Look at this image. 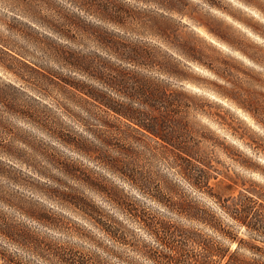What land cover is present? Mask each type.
I'll return each mask as SVG.
<instances>
[{"label": "clouds", "instance_id": "9594fccd", "mask_svg": "<svg viewBox=\"0 0 264 264\" xmlns=\"http://www.w3.org/2000/svg\"><path fill=\"white\" fill-rule=\"evenodd\" d=\"M0 264H264V0H0Z\"/></svg>", "mask_w": 264, "mask_h": 264}]
</instances>
